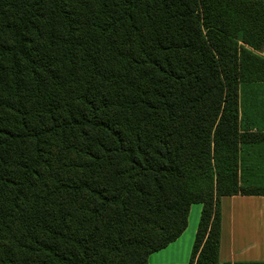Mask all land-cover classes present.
<instances>
[{"label":"trees","instance_id":"1","mask_svg":"<svg viewBox=\"0 0 264 264\" xmlns=\"http://www.w3.org/2000/svg\"><path fill=\"white\" fill-rule=\"evenodd\" d=\"M263 54L264 0H0V264H146L195 205L189 264H221Z\"/></svg>","mask_w":264,"mask_h":264},{"label":"crops","instance_id":"2","mask_svg":"<svg viewBox=\"0 0 264 264\" xmlns=\"http://www.w3.org/2000/svg\"><path fill=\"white\" fill-rule=\"evenodd\" d=\"M202 208L192 207L189 224L177 240L183 259L190 263ZM170 244L168 247H171ZM220 263L264 264V196H232L221 199Z\"/></svg>","mask_w":264,"mask_h":264},{"label":"rangeland","instance_id":"3","mask_svg":"<svg viewBox=\"0 0 264 264\" xmlns=\"http://www.w3.org/2000/svg\"><path fill=\"white\" fill-rule=\"evenodd\" d=\"M264 56V54L262 55ZM242 112L264 129V84L243 85L240 93ZM254 168H264V157L254 160ZM200 206L201 205H195ZM194 207V206H193Z\"/></svg>","mask_w":264,"mask_h":264},{"label":"snow or ice","instance_id":"4","mask_svg":"<svg viewBox=\"0 0 264 264\" xmlns=\"http://www.w3.org/2000/svg\"><path fill=\"white\" fill-rule=\"evenodd\" d=\"M179 233L171 238V247L166 243L150 246V250L145 253L146 264H187L183 259L182 247L177 243Z\"/></svg>","mask_w":264,"mask_h":264}]
</instances>
